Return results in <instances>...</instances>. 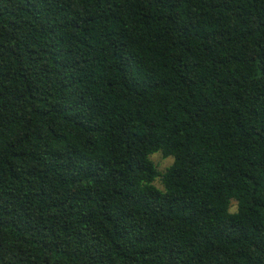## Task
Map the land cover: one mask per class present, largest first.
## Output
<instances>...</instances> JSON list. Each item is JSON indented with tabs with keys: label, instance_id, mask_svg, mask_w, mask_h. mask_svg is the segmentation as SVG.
<instances>
[{
	"label": "trees",
	"instance_id": "trees-1",
	"mask_svg": "<svg viewBox=\"0 0 264 264\" xmlns=\"http://www.w3.org/2000/svg\"><path fill=\"white\" fill-rule=\"evenodd\" d=\"M0 264H264V0H0Z\"/></svg>",
	"mask_w": 264,
	"mask_h": 264
},
{
	"label": "rangeland",
	"instance_id": "rangeland-1",
	"mask_svg": "<svg viewBox=\"0 0 264 264\" xmlns=\"http://www.w3.org/2000/svg\"><path fill=\"white\" fill-rule=\"evenodd\" d=\"M150 160H151V162L154 164V166L156 167V169H157V171H158L159 173H164L165 170H166L168 167H170L171 164H172V162H173L172 158H163V157L161 156V154H159V153H158V154H155V155H153V156H151V157H150ZM153 185H154L157 189H159V190H162V189H163L162 184H161V182H160L159 179H157V180L153 183ZM230 211H231V212H234V211H235V203H234V202L231 203V210H230Z\"/></svg>",
	"mask_w": 264,
	"mask_h": 264
}]
</instances>
